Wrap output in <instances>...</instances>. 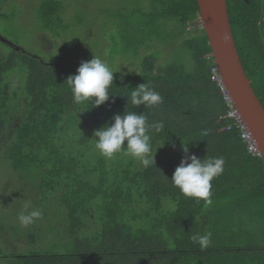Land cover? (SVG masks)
I'll list each match as a JSON object with an SVG mask.
<instances>
[{
	"label": "trees",
	"instance_id": "1",
	"mask_svg": "<svg viewBox=\"0 0 264 264\" xmlns=\"http://www.w3.org/2000/svg\"><path fill=\"white\" fill-rule=\"evenodd\" d=\"M227 3L242 65L264 106V0ZM156 5L159 10L143 14L137 32L144 36L134 46L128 41V50L137 55L163 37L176 39L171 43L182 53L166 65L151 54L142 73L114 74L112 96L98 107L93 100L74 101L66 79L75 72L20 49L0 50V152L14 175L21 172L30 183L32 194L23 196L44 203L42 221L28 227L40 229L38 238L49 222L56 227L51 249L0 258L12 264H264V159L250 154L222 119L226 108L211 79L212 49L199 25L197 0ZM62 10L59 0L41 3L37 15L45 30L66 29ZM7 17L0 12V19ZM143 83L162 96L161 104L131 105L127 97ZM125 110L164 124L161 133H150L154 151L164 143L155 165L145 168L123 153L107 159L96 151L95 130ZM183 146L201 159H224L223 173L211 182V204L184 197L169 180ZM208 232L207 248L191 240ZM38 238L29 243L38 244Z\"/></svg>",
	"mask_w": 264,
	"mask_h": 264
},
{
	"label": "rangeland",
	"instance_id": "2",
	"mask_svg": "<svg viewBox=\"0 0 264 264\" xmlns=\"http://www.w3.org/2000/svg\"><path fill=\"white\" fill-rule=\"evenodd\" d=\"M43 1L5 0L0 5V12L8 16L0 19V39L6 44H0V50L7 53L12 52L11 49H20L18 51L45 64L58 65L75 73L82 61H89L95 55L117 71L114 74L128 75L142 73L148 55L157 54L159 63L166 65L182 53L171 43L176 39L166 41L163 37L141 48L137 55L128 50V41L134 46L138 36H144L137 32L145 22L143 14L159 10L157 0H59L63 6L61 17L65 30L44 29L37 15ZM134 12L138 15L131 21ZM186 60L192 65L190 55ZM16 76L22 80L19 72ZM20 86L18 84V88ZM21 176V172L14 175L0 152V253L4 255L51 249L54 240L51 233L56 232L54 220L44 229L41 227V238H38L42 234L38 227L21 226L17 217L24 211L26 202L31 205L28 211L36 208V204L40 205L38 209L44 205L41 200L23 196L32 193L29 192L30 183L22 181ZM45 211L51 215L52 209ZM38 220L42 221L41 218ZM32 236L41 241L31 245ZM12 261L0 258V264H12Z\"/></svg>",
	"mask_w": 264,
	"mask_h": 264
},
{
	"label": "clouds",
	"instance_id": "3",
	"mask_svg": "<svg viewBox=\"0 0 264 264\" xmlns=\"http://www.w3.org/2000/svg\"><path fill=\"white\" fill-rule=\"evenodd\" d=\"M114 71L99 56H93L89 61H82L76 70V74L68 76L67 86L75 102L83 104L93 100L95 107L104 104L112 96L109 89L113 86ZM131 105L145 108H152L162 103V96L146 83L140 84L131 90ZM127 101V102H128ZM161 133L164 131L162 122L149 123L145 113L136 111H126L115 114L112 121L104 124L95 130L94 141L96 151L104 158L112 159L115 155L123 153L125 156L137 161L140 165L147 168L155 165V151L152 145L151 132ZM126 142V143H125ZM184 157L175 168L174 173L169 179L173 187L187 198H192L199 202L204 200L211 204L212 180L221 175L224 171V159L222 157L198 158L196 155L188 154V147L183 146ZM30 202L24 205L17 219L21 226H28L40 219L43 215L38 208H30ZM174 207V205H173ZM211 233L194 234L191 240L203 248L210 244Z\"/></svg>",
	"mask_w": 264,
	"mask_h": 264
},
{
	"label": "water",
	"instance_id": "4",
	"mask_svg": "<svg viewBox=\"0 0 264 264\" xmlns=\"http://www.w3.org/2000/svg\"><path fill=\"white\" fill-rule=\"evenodd\" d=\"M197 3L199 25L208 38L214 62L264 159V106L242 65L230 23L227 0H197Z\"/></svg>",
	"mask_w": 264,
	"mask_h": 264
},
{
	"label": "built area",
	"instance_id": "5",
	"mask_svg": "<svg viewBox=\"0 0 264 264\" xmlns=\"http://www.w3.org/2000/svg\"><path fill=\"white\" fill-rule=\"evenodd\" d=\"M214 62V59H213ZM211 79L218 86L220 95L226 108L225 114L222 119L229 120L230 124L227 125V130H237L240 134L242 141L246 144L248 152L256 157H262L254 135L248 128L240 110L238 109L231 92L226 87L224 80L220 74L217 65L211 67Z\"/></svg>",
	"mask_w": 264,
	"mask_h": 264
}]
</instances>
